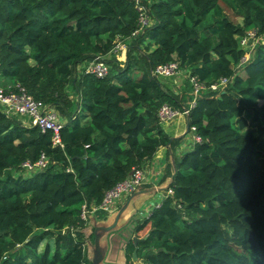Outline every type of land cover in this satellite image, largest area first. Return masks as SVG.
Wrapping results in <instances>:
<instances>
[{
	"label": "trees",
	"instance_id": "obj_1",
	"mask_svg": "<svg viewBox=\"0 0 264 264\" xmlns=\"http://www.w3.org/2000/svg\"><path fill=\"white\" fill-rule=\"evenodd\" d=\"M140 2L149 23L117 59L114 40L138 28L133 0H0V84L63 118L52 143L50 130L0 109V264H92L80 206L172 141L156 111L186 106L189 76L228 80L196 94L187 120L200 140L174 161L171 192L137 220L125 259L134 247L142 264H264V44L238 43L249 28L264 34V0ZM249 54L241 75L235 63ZM95 56L103 76L82 70ZM168 61L188 72L179 92L155 72ZM40 154L43 166L21 165Z\"/></svg>",
	"mask_w": 264,
	"mask_h": 264
},
{
	"label": "built area",
	"instance_id": "obj_2",
	"mask_svg": "<svg viewBox=\"0 0 264 264\" xmlns=\"http://www.w3.org/2000/svg\"><path fill=\"white\" fill-rule=\"evenodd\" d=\"M135 8L137 10V25L138 28L131 32L130 36L123 38H118L114 40L113 45L110 49L111 52H118L121 49L125 48L129 44L131 36H134L137 33V30H140L143 26H146L149 23V20L146 16V9L140 0H133ZM254 31L251 30L246 32L238 39L239 46L244 50L250 51L251 47L255 45ZM262 41L260 43L264 44V34L259 36ZM259 39V41H260ZM250 49V50H249ZM247 56L242 55L238 62L235 63V67H239L241 63L246 61ZM82 70L84 72H90L96 76H103L107 72V65L102 56H95L92 59L85 62ZM179 71L177 63L175 61H168L161 63L155 66V72L161 75H171ZM228 78L226 76H219L215 80L209 82L207 85H204L198 82L194 76H189V81L191 83V96L187 101L185 107L181 109L172 108L166 103H162L156 111V116L159 122H165L173 119L176 115H183L187 120V114L189 108L194 104L196 94L200 90H212L219 92L225 86ZM0 109L6 115H14L23 117V121L29 125H35L40 130H50L52 143H57L58 139V130L62 125L63 118L56 112L53 106L44 104L42 101L32 98L27 94L23 88L18 85L16 82L13 84L5 85V87H0ZM188 131H192V140L197 142L200 140V137L194 132V126L187 127ZM45 163L44 156L40 154L39 158L33 162L27 160L23 161L21 165L26 169L39 168ZM144 178V168H132L127 176L115 183L112 187L104 191V194L101 198V201L90 208L96 209H108L109 206L113 204L115 198L117 197H126L133 193L139 184ZM166 194L171 192L170 188H167ZM89 211V210H88ZM86 212L84 205L80 206V217L85 220Z\"/></svg>",
	"mask_w": 264,
	"mask_h": 264
},
{
	"label": "crops",
	"instance_id": "obj_3",
	"mask_svg": "<svg viewBox=\"0 0 264 264\" xmlns=\"http://www.w3.org/2000/svg\"><path fill=\"white\" fill-rule=\"evenodd\" d=\"M13 83L14 81L10 79L5 82V85ZM170 89L179 92L175 86H170ZM188 100L189 98L186 103ZM185 123V117L180 114L171 119L170 123L168 121L158 122L160 128L175 142L176 146L171 147L172 141H169L168 145L157 148L150 161L143 166L144 178L142 182L130 196L117 199L106 210L100 208L89 210L81 231L85 237L83 250L91 262L96 260V264L102 261L107 264L110 259H113L114 264H142L136 254L135 258L130 255L129 260L126 261V245L127 242H131L135 246L133 239L138 238L133 232L135 223L141 217L146 216L150 209L156 206L162 197L166 195L164 188L171 178L174 161L193 146L194 142L189 136V132H187ZM167 164H170V166H165ZM135 214L136 217L133 218L136 221L131 223L132 232L129 239L119 241L116 245V250H119V253L113 254L112 250H109V244L106 240L107 233L129 223L132 215Z\"/></svg>",
	"mask_w": 264,
	"mask_h": 264
},
{
	"label": "rangeland",
	"instance_id": "obj_4",
	"mask_svg": "<svg viewBox=\"0 0 264 264\" xmlns=\"http://www.w3.org/2000/svg\"><path fill=\"white\" fill-rule=\"evenodd\" d=\"M220 4H221V6H222V8L224 9V11L227 13V15L228 16H230V17H232L233 16V14L231 13V11L229 10V9H227L225 6H224V3H222V2H220ZM233 20H235V21H240V19L239 18H237V16H233ZM251 30H253L254 31V28H249V29H247L245 32H249V31H251ZM246 34V33H245ZM259 39H260V37L259 36H256V35H254V41L257 43L258 41H259ZM262 41V38L260 39V41L259 42H261ZM263 42H264V39H263ZM255 43V44H256ZM255 46V45H254ZM253 46V47H254ZM253 47H251L250 49L252 50L253 49ZM249 49V50H250ZM250 52V51H249ZM122 52H120V51H118V52H115L114 54H115V57L117 58V59H121L122 58V54H121ZM247 57H249L250 56V54L249 55H246ZM108 57V56H107ZM105 59H106V57H105ZM247 59V58H246ZM246 61H244L243 63H241V65L242 64H244ZM107 65V64H106ZM240 65V66H241ZM240 66H239V68L237 69V72L239 73V74H241V75H243V70L240 68ZM187 71L185 70V69H179V71L177 72V73H175V74H171V75H167V77H163V80H166V82L168 81V82H170L171 83V85L173 84V86H175V88H176V90L177 91H180L181 89H184L185 87H187V81H186V79H187ZM10 85V84H9ZM0 87H5V84H0ZM65 90H66V92H70V87L69 86H66L65 87ZM175 92V91H174ZM63 121V120H62ZM170 121L171 120H168V123H170ZM167 122V121H166ZM187 132H189V136H192V131H187ZM192 138V137H191ZM176 145H175V142L174 141H172L171 142V147H175ZM165 166H170V164H167V165H165ZM24 173L23 174H28V171H26V170H24L23 171ZM131 195V194H130ZM130 195H128V196H130ZM117 199H121V197H117V198H115V201L117 200ZM114 201V202H115ZM114 202H113V204H114ZM112 204V205H113ZM88 213H89V211H87L86 212V217H87V215H88ZM133 217H136V214L133 216L132 215V219L130 220V222L129 223H127V224H125V225H121L120 227H118V228H116V229H112L109 233H107V242H108V244H109V250H112V253L113 254H115V253H119V250H116V245L118 244V242L119 241H121V240H128L129 239V235H130V233L132 232V224L131 223H133V222H135L136 221V219L135 218H133ZM41 246H42V244H41ZM87 246V245H86ZM110 253V252H109ZM111 258V257H110ZM106 262H104V261H102V262H100L99 264H105ZM107 264H114L113 263V259H110V262L109 263H107Z\"/></svg>",
	"mask_w": 264,
	"mask_h": 264
},
{
	"label": "water",
	"instance_id": "obj_5",
	"mask_svg": "<svg viewBox=\"0 0 264 264\" xmlns=\"http://www.w3.org/2000/svg\"><path fill=\"white\" fill-rule=\"evenodd\" d=\"M186 128L188 127V120H186ZM139 240V238H134L133 239V241H134V243L136 244V242ZM131 256H132V258H135V248L132 250V252H131ZM92 264H96V260H93L92 262H91Z\"/></svg>",
	"mask_w": 264,
	"mask_h": 264
}]
</instances>
